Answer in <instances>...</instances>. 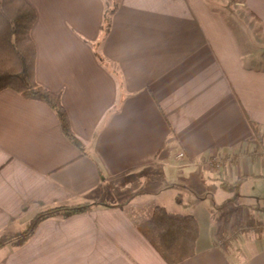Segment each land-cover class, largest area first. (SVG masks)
Segmentation results:
<instances>
[{"label": "crops", "instance_id": "crops-1", "mask_svg": "<svg viewBox=\"0 0 264 264\" xmlns=\"http://www.w3.org/2000/svg\"><path fill=\"white\" fill-rule=\"evenodd\" d=\"M29 1L37 80L61 92L83 148L46 103L0 91V264H166L138 228L157 205L200 225L174 264H264L253 212L219 216L177 188L196 165L225 186L264 174V0H118L106 35L113 0Z\"/></svg>", "mask_w": 264, "mask_h": 264}, {"label": "trees", "instance_id": "trees-1", "mask_svg": "<svg viewBox=\"0 0 264 264\" xmlns=\"http://www.w3.org/2000/svg\"><path fill=\"white\" fill-rule=\"evenodd\" d=\"M117 5L118 0H113L106 10L101 26L104 35L110 30L112 15ZM36 18V9L29 0H0V91L12 89L27 99L46 103L58 117L65 136L82 149V140L72 128L61 92L51 90L37 80V47L31 34ZM99 58L103 59L101 55ZM252 126L257 134L258 125L252 123ZM254 151L248 153L252 155ZM89 206L90 203H81L54 207L52 210L63 208L78 212L88 209ZM255 214H264V207L253 211L247 225L264 234V221L255 218ZM36 218H39V215ZM138 228L166 264L178 263L196 252L200 225L193 214L174 213L163 205H157L151 217L140 223ZM243 231L242 225L235 224L227 231L228 239H236Z\"/></svg>", "mask_w": 264, "mask_h": 264}, {"label": "rangeland", "instance_id": "rangeland-1", "mask_svg": "<svg viewBox=\"0 0 264 264\" xmlns=\"http://www.w3.org/2000/svg\"><path fill=\"white\" fill-rule=\"evenodd\" d=\"M256 144L257 145H255L253 149H256L257 151L259 150V153L264 155V141ZM172 155L175 154L172 153ZM249 156L252 158L251 160H254L252 155ZM169 158L172 159L171 161L174 160V156ZM157 171L160 175L159 183L166 184V182L170 181L167 171H162L163 173H161L158 169ZM181 176H183V178H190L188 182H178L179 185H177V188L181 193L182 198L191 203L193 201H203V203L207 206L215 208V213L219 216H222L225 211L232 213L231 211L239 209L241 213L244 211L251 213L256 208L264 207V174L249 176L241 180L238 184L229 182L226 183V186L221 184V179L219 177L213 176L211 173L201 170V167L197 165L194 167H184L182 169ZM210 182L213 184L219 182L222 188L217 192ZM218 194L223 195L224 197L226 195V201L221 205L216 203V196ZM183 207L187 206L184 205ZM236 219L240 221L241 215H238ZM244 224H246L245 221ZM218 233L222 235H219L221 239L224 237V241L228 239H226V234H228V232L224 229V227H220V229H218Z\"/></svg>", "mask_w": 264, "mask_h": 264}, {"label": "built area", "instance_id": "built-area-1", "mask_svg": "<svg viewBox=\"0 0 264 264\" xmlns=\"http://www.w3.org/2000/svg\"><path fill=\"white\" fill-rule=\"evenodd\" d=\"M263 151H264V150H263ZM178 156H179V157H182V156H184V153L181 152V153H179ZM223 241H224V238H222V239L220 238V242H223Z\"/></svg>", "mask_w": 264, "mask_h": 264}]
</instances>
